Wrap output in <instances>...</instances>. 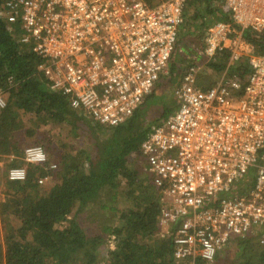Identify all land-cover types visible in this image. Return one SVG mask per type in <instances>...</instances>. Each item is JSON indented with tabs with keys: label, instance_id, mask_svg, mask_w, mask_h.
<instances>
[{
	"label": "built area",
	"instance_id": "built-area-1",
	"mask_svg": "<svg viewBox=\"0 0 264 264\" xmlns=\"http://www.w3.org/2000/svg\"><path fill=\"white\" fill-rule=\"evenodd\" d=\"M191 1L2 0L0 17L45 60L41 70L53 92L90 122L112 128L167 77ZM220 4L227 21L206 27L198 51L180 47L189 65L174 89L178 106L139 149L163 196L159 235L171 238L175 264H213L250 237L264 247V53L245 39L264 33V0ZM225 52L219 80L199 86L201 61ZM243 58L249 73L240 79L231 70ZM7 96L0 81V115ZM23 160L42 166L47 155L31 146ZM25 178V168L9 170V180Z\"/></svg>",
	"mask_w": 264,
	"mask_h": 264
},
{
	"label": "trees",
	"instance_id": "trees-1",
	"mask_svg": "<svg viewBox=\"0 0 264 264\" xmlns=\"http://www.w3.org/2000/svg\"><path fill=\"white\" fill-rule=\"evenodd\" d=\"M197 2L205 4V8L193 15L195 23L190 28L195 26L194 30H200L212 21H227L220 0H192L188 6ZM1 3L2 0L0 7ZM18 34L17 26L9 27L0 17V81L8 94L6 108L0 115V191L5 195L0 202V234L4 230L0 264H98L97 251L102 238L88 236L80 218L104 191L113 201L121 179L129 187L126 196L132 199L133 205L121 213L122 224L113 230L117 247L108 253L106 264H175L171 238L159 235L163 196L153 184L152 175L143 170L139 153L151 129L144 126V114L156 91L168 83L166 78L129 120L107 128L90 122L81 111L70 107L67 97L50 89V81L40 71L45 60L21 45ZM245 39L257 54L264 53V33L247 32ZM228 59L226 52L218 54L209 66L222 72ZM231 72L240 79L245 78L249 73L248 60L243 58L234 63ZM9 79L14 83L12 87ZM173 113L164 109L163 119ZM23 118H29L30 127L25 128ZM64 124L70 128V133L88 126L91 134L106 128L110 134L103 141L95 138V155L84 151L67 155L49 137L45 148L57 163V170H45L49 162L42 166L26 164L24 181L9 180L7 166L1 163L7 161L8 156L21 158L25 147L44 142L28 143L40 127ZM133 155L139 158V165L128 162ZM40 177L58 181L53 186H42ZM11 218L17 222L16 226L11 224ZM108 230L110 228L103 227V231ZM236 248L240 256L246 250L256 249L253 259L264 264V247L256 237L237 242ZM242 260L243 264H253L248 258Z\"/></svg>",
	"mask_w": 264,
	"mask_h": 264
},
{
	"label": "rangeland",
	"instance_id": "rangeland-1",
	"mask_svg": "<svg viewBox=\"0 0 264 264\" xmlns=\"http://www.w3.org/2000/svg\"><path fill=\"white\" fill-rule=\"evenodd\" d=\"M203 8H205V4L201 2L194 3L191 6H188L186 11V21H188L187 25H184L181 30L180 39L177 44V52H175L172 56V59L168 65V73L166 80L168 83L160 90L156 91V95L147 107L146 113L144 114V126L145 127H154L163 120V111L164 109L172 110L173 112L176 110V101L174 98V89L178 85L180 81V77L182 73H184L185 67L187 66L188 60L186 61L182 54H180L179 50L183 44L190 45L192 47H197V51L201 48L202 40L205 34L206 27H200V30H194V27L190 28L189 26L194 24L195 21L192 19L193 15L200 13ZM207 25V24H206ZM183 56V57H181ZM215 59V58H214ZM214 59L206 61V59L201 61L200 74L197 78V82L199 86L209 87L215 84L219 78L221 77L222 72L215 71L209 65L211 62H215ZM40 71L41 67H40ZM43 73V71H42ZM29 118H23V122L25 123V128L30 127ZM88 126H84L76 133H70V128L67 124L60 126H42L35 132L34 138H29L28 143L34 142L36 140H43L44 142H40L39 144H35V146H42L47 155V163L45 165V170H57V163L53 160V157L50 156V152L45 148V143L49 137L56 144V147L61 152H65L67 155L75 154L78 151H84L87 154L95 155L94 151V142L95 138H98V141L106 140V138L110 134V130L106 128L104 131H99L95 134H91ZM50 140V141H51ZM50 144V142H48ZM31 147V146H30ZM28 147H25V149ZM23 150V155L24 151ZM49 153V154H48ZM23 155L21 158H16L14 156H8L7 161L2 162L1 164L7 166V177L9 170L13 168H25L26 163L23 160ZM95 157V156H93ZM139 158L135 155L129 157L128 162L131 164H138ZM18 161V162H17ZM21 161V163L19 162ZM51 161V162H50ZM56 165L55 169H52L51 166ZM47 166V167H46ZM143 170L145 169L142 166ZM146 170V169H145ZM39 182L42 186H53L58 179H51L46 177H40ZM3 187V186H2ZM4 189V188H2ZM129 187L126 185V181L121 179L119 181L118 193L116 198L112 201L110 200L107 192L101 195L102 197L93 205L89 206L85 212L81 215L80 222L82 227L87 232L88 236H97L99 235L102 238V242L98 248V264H106L109 259V252L113 251L117 247V239L114 235H112L115 227H118L122 224L120 220L121 213L129 207L133 205L132 199L126 196L128 193ZM4 193L0 191V202L4 200ZM110 200V201H109ZM103 205H107L106 208H103ZM12 225H17L16 221L12 218L10 219ZM108 227L110 230L103 231V227ZM4 240V230L0 234V241L3 244ZM235 245V246H234ZM230 250L221 253L216 258L213 264H243L242 258H248L251 260V263L258 264L257 259H253V256L256 253V249H249L244 251V255L240 256L238 254V248H236L237 243L234 244Z\"/></svg>",
	"mask_w": 264,
	"mask_h": 264
},
{
	"label": "crops",
	"instance_id": "crops-1",
	"mask_svg": "<svg viewBox=\"0 0 264 264\" xmlns=\"http://www.w3.org/2000/svg\"><path fill=\"white\" fill-rule=\"evenodd\" d=\"M234 246H235V245H234ZM230 249H231V247H230L229 249H226V250H225V251H223V252H226V251H228V250H230ZM223 252H222V253H223Z\"/></svg>",
	"mask_w": 264,
	"mask_h": 264
},
{
	"label": "clouds",
	"instance_id": "clouds-1",
	"mask_svg": "<svg viewBox=\"0 0 264 264\" xmlns=\"http://www.w3.org/2000/svg\"><path fill=\"white\" fill-rule=\"evenodd\" d=\"M41 158H42V157H41ZM15 175H16V173L14 172V173H13V177H15Z\"/></svg>",
	"mask_w": 264,
	"mask_h": 264
}]
</instances>
